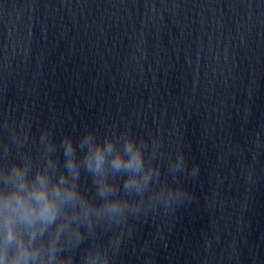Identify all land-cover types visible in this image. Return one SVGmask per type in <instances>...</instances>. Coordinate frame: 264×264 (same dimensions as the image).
<instances>
[{"label": "water", "instance_id": "water-1", "mask_svg": "<svg viewBox=\"0 0 264 264\" xmlns=\"http://www.w3.org/2000/svg\"><path fill=\"white\" fill-rule=\"evenodd\" d=\"M4 115L127 126L199 164L193 198L117 264H143L145 240L154 264H264V0H0Z\"/></svg>", "mask_w": 264, "mask_h": 264}, {"label": "clouds", "instance_id": "clouds-1", "mask_svg": "<svg viewBox=\"0 0 264 264\" xmlns=\"http://www.w3.org/2000/svg\"><path fill=\"white\" fill-rule=\"evenodd\" d=\"M0 129V264H117L141 221L193 198L180 178L201 172L183 150L165 157L158 137L127 126L56 136L4 115ZM152 243L143 264H154Z\"/></svg>", "mask_w": 264, "mask_h": 264}]
</instances>
